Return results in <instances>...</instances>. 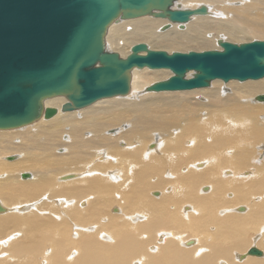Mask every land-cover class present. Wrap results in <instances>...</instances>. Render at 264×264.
<instances>
[{
	"label": "bare ground",
	"instance_id": "obj_1",
	"mask_svg": "<svg viewBox=\"0 0 264 264\" xmlns=\"http://www.w3.org/2000/svg\"><path fill=\"white\" fill-rule=\"evenodd\" d=\"M202 5L207 15L182 28L117 20L106 48L264 38V0L173 7ZM172 75L134 69L123 98L65 113L53 98L52 118L0 131V264H264V78L146 91ZM252 247L262 257L241 260Z\"/></svg>",
	"mask_w": 264,
	"mask_h": 264
},
{
	"label": "water",
	"instance_id": "obj_2",
	"mask_svg": "<svg viewBox=\"0 0 264 264\" xmlns=\"http://www.w3.org/2000/svg\"><path fill=\"white\" fill-rule=\"evenodd\" d=\"M179 0H0V130L21 128L57 110L45 102L63 97L61 112L84 109L97 101L125 97L134 69H166L172 76L147 92L202 89L214 80L264 78V41L239 45L217 41L221 50L167 53L136 43L121 58L105 46L117 20L143 17L184 26L207 8H174ZM168 29V25L163 30ZM194 71L192 78L186 73ZM264 102V95L256 97ZM28 179L29 174H22ZM3 207L0 205V211ZM256 247L245 256L262 257Z\"/></svg>",
	"mask_w": 264,
	"mask_h": 264
},
{
	"label": "rangeland",
	"instance_id": "obj_3",
	"mask_svg": "<svg viewBox=\"0 0 264 264\" xmlns=\"http://www.w3.org/2000/svg\"><path fill=\"white\" fill-rule=\"evenodd\" d=\"M181 2V1H180ZM180 7V6H179ZM174 8H177V6H175ZM145 18V17H144ZM147 18V17H146ZM149 18V17H148ZM181 30H183V29H181ZM239 35H241V36H239ZM238 35V37L239 38H241V40H234V41H232L231 43H234V44H237V45H239V44H241V43H246V42H250V41H254V40H260V41H264V38H258V37H252V35H243L242 36V34H239ZM238 38V39H239ZM230 42V41H229ZM123 45H125V44H123ZM194 44H190V45H188V46H182V48L180 47V48H173V49H170V50H168V48H166V46L165 47H163V48H159V50H161V51H166L167 53H172V52H182V53H187L186 51H196V52H201V51H197V49L196 48H198L197 47V45H194ZM105 46L107 47V46H109L108 45V43L106 42V37H105ZM121 44L120 45H118V47H114V46H111V49L108 47V48H106V49H108L110 52H115V53H117L119 56H121V54H119V53H121V52H125V51H127V50H129V52L128 53H130V49H128V47H126V45H125V47L124 46H122V48H121ZM215 46H216V43H215ZM117 49V50H116ZM123 49V50H122ZM114 50H116V51H114ZM152 50H158V49H152ZM170 51V52H168V51ZM179 50H182V51H179ZM184 50V51H183ZM202 50V49H201ZM206 50H213V49H204V50H202V51H206ZM125 56V55H124ZM128 56V55H127ZM126 56V57H127ZM121 58H124V57H121ZM144 69H146V68H144ZM131 80H132V76H131ZM261 80V79H260ZM215 81H219V80H215ZM248 81H251V80H248ZM256 81H258V80H256ZM221 83H222V81H220ZM230 82V81H229ZM235 82H237V81H235ZM239 82V81H238ZM244 82H246V81H244ZM240 83V82H239ZM222 84H226V83H222ZM130 89H131V83H130ZM202 89H206V88H202ZM117 98H120V97H117ZM121 98H123V97H121ZM81 110V109H80ZM78 111V110H77ZM35 123V122H34ZM15 130H17V129H15ZM1 131V130H0ZM11 131V130H10ZM12 131H14V129L12 130ZM13 155H7V157L6 158H10V157H12ZM6 158H4L5 160H7ZM3 159V161L4 162H6L5 160ZM16 159V156L14 155L13 156V160H15ZM12 160V161H13ZM27 173H29V174H31L30 172H27ZM70 174V173H69ZM32 175V174H31ZM66 175V174H65ZM27 180H29V179H27ZM113 210V209H112ZM113 212V211H112ZM238 212H240V211H238ZM192 238V237H191ZM257 241V240H256ZM250 243L252 244H250L248 247H250V246H253L255 243L254 242H251L250 241ZM190 244V243H189ZM213 244H215V245H217V243H213ZM262 250V249H261ZM246 251V250H245ZM262 251H264V249L262 250ZM242 253H244V251H242V252H240V254H242ZM243 262V261H242ZM126 264H129V260H127L126 261Z\"/></svg>",
	"mask_w": 264,
	"mask_h": 264
}]
</instances>
